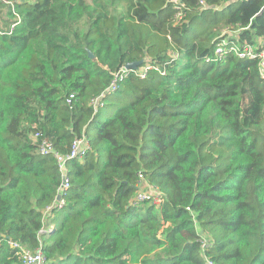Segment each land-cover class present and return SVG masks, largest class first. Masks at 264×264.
I'll use <instances>...</instances> for the list:
<instances>
[{"label":"trees","instance_id":"16d2710c","mask_svg":"<svg viewBox=\"0 0 264 264\" xmlns=\"http://www.w3.org/2000/svg\"><path fill=\"white\" fill-rule=\"evenodd\" d=\"M198 1L22 0L18 19L0 2V264H20L6 240L46 264H264V81L257 61L204 60L223 30L264 36V0ZM36 131L90 146L45 217L60 176ZM138 173L161 204L131 203Z\"/></svg>","mask_w":264,"mask_h":264},{"label":"built area","instance_id":"2783aa9c","mask_svg":"<svg viewBox=\"0 0 264 264\" xmlns=\"http://www.w3.org/2000/svg\"><path fill=\"white\" fill-rule=\"evenodd\" d=\"M22 0H0L1 3L5 5H9L13 13H15L14 6L16 3L21 2ZM183 5L177 6L178 12L174 16V25L178 24L183 19V12L181 8ZM207 5L205 4L204 0L198 1V8L200 10L206 8ZM17 19L18 16L15 13ZM14 24L11 25L13 27ZM237 31L232 29H226L222 31L220 35L221 39L215 43L212 52L210 55L205 56V61H220L224 59L226 53L230 52L233 53L240 59H247L257 61V71L261 80L264 81V36L257 38L255 43H240L232 38L238 39L236 36ZM169 39V37H168ZM177 56V53H174ZM151 68L150 65H144L139 69H126L124 66L120 67L117 71L112 72V79L109 82L108 86L95 98L90 100V105L94 112L101 108L104 105V97L107 94H111L115 92L119 86V84L128 76L130 72L137 73L140 77H144L147 70ZM72 97V95L70 96ZM69 102V100H68ZM32 140L35 142L37 151L42 155H48L55 159L57 164L59 176H60V183L56 189V196H59V199H55L53 203L47 206L43 212V216H47L50 214V211L55 208L59 209L64 205V198L63 195L68 190L70 186V181L68 177V170L66 167V163L68 160L73 159H82L87 152L90 150V146L84 136L75 137L70 144L69 150L65 154H61L57 151L52 142L43 136L42 133L36 131L32 134ZM137 191L134 197L131 200L132 204H136L142 201H150L155 205L161 204L162 196L161 193L158 191L157 188L149 185L142 173H138L137 175ZM44 229H41L40 232H43ZM7 245L15 250V254L19 257L20 264H46V259L42 254L40 248L35 250H30L19 242L13 240H6ZM206 264H213L211 261H206Z\"/></svg>","mask_w":264,"mask_h":264},{"label":"water","instance_id":"95a60500","mask_svg":"<svg viewBox=\"0 0 264 264\" xmlns=\"http://www.w3.org/2000/svg\"><path fill=\"white\" fill-rule=\"evenodd\" d=\"M88 56L90 57V58H92V53L91 52H89L88 53ZM141 65V61H136V62H130V63H127V64H125L124 65V67L126 68V69H132V70H135L137 67H139ZM59 199V196H56V200H58Z\"/></svg>","mask_w":264,"mask_h":264},{"label":"rangeland","instance_id":"374dc122","mask_svg":"<svg viewBox=\"0 0 264 264\" xmlns=\"http://www.w3.org/2000/svg\"><path fill=\"white\" fill-rule=\"evenodd\" d=\"M46 226H47V224H46ZM48 227V226H47ZM46 231H47V228H46Z\"/></svg>","mask_w":264,"mask_h":264},{"label":"clouds","instance_id":"9594fccd","mask_svg":"<svg viewBox=\"0 0 264 264\" xmlns=\"http://www.w3.org/2000/svg\"><path fill=\"white\" fill-rule=\"evenodd\" d=\"M46 230V229H45Z\"/></svg>","mask_w":264,"mask_h":264}]
</instances>
